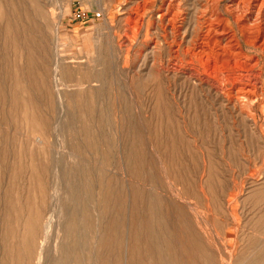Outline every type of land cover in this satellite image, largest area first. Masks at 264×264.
Listing matches in <instances>:
<instances>
[{"label":"rangeland","instance_id":"1","mask_svg":"<svg viewBox=\"0 0 264 264\" xmlns=\"http://www.w3.org/2000/svg\"><path fill=\"white\" fill-rule=\"evenodd\" d=\"M161 4L0 0V264H264L262 105L174 70Z\"/></svg>","mask_w":264,"mask_h":264},{"label":"bare ground","instance_id":"2","mask_svg":"<svg viewBox=\"0 0 264 264\" xmlns=\"http://www.w3.org/2000/svg\"><path fill=\"white\" fill-rule=\"evenodd\" d=\"M161 1L156 19L163 40L170 38L172 68L240 109L260 102L264 117V0L194 1L189 36L184 0Z\"/></svg>","mask_w":264,"mask_h":264},{"label":"built area","instance_id":"3","mask_svg":"<svg viewBox=\"0 0 264 264\" xmlns=\"http://www.w3.org/2000/svg\"><path fill=\"white\" fill-rule=\"evenodd\" d=\"M81 13L79 11L76 12V15H80ZM96 15H99L100 13L99 12H96L95 13Z\"/></svg>","mask_w":264,"mask_h":264}]
</instances>
